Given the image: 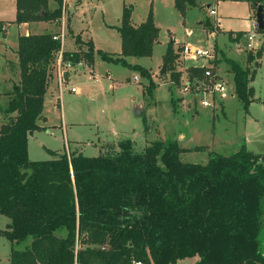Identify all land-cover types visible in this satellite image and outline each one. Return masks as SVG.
I'll return each mask as SVG.
<instances>
[{"label":"trees","instance_id":"16d2710c","mask_svg":"<svg viewBox=\"0 0 264 264\" xmlns=\"http://www.w3.org/2000/svg\"><path fill=\"white\" fill-rule=\"evenodd\" d=\"M49 1L16 0L15 23L61 21L63 0L52 11ZM247 1L255 13L262 7L264 15V0ZM175 7L184 16L197 3L175 0ZM132 12V6H124L117 27L121 54H96L138 71L153 98L157 84L152 73L126 58L151 57L160 28L151 10L139 25L133 24ZM260 31L264 34V28ZM55 35L19 37L21 80L4 110L11 118L0 126V215L10 219L0 234L13 244L31 239L25 250L12 247L10 264H177L193 257H198L195 264H264V153L242 146L229 156L211 152L205 164L188 163L181 159L186 150L176 141L150 142L138 152L132 140L122 139L119 150L108 145L99 156L74 152L45 161L29 159L28 139L41 129L38 120L62 49ZM76 42L81 43L79 36ZM87 45L85 54L64 51V61L78 63L85 57L93 62L94 45ZM182 50L176 51L170 41L164 55L177 85L181 72L175 62ZM263 52L264 46L255 55L248 53L244 69L226 59L246 113L256 101L250 83ZM207 66L191 69L190 81L194 75L202 77ZM62 229L66 237L57 234Z\"/></svg>","mask_w":264,"mask_h":264},{"label":"rangeland","instance_id":"374dc122","mask_svg":"<svg viewBox=\"0 0 264 264\" xmlns=\"http://www.w3.org/2000/svg\"><path fill=\"white\" fill-rule=\"evenodd\" d=\"M197 1L201 3L197 7H188L183 16L173 5V0H85L80 7H76L71 0H64L62 20L46 22L48 26L44 31L64 34L62 52L84 54L88 52L87 44L91 40L88 36L75 33L89 27L97 48L118 56L121 54V37L116 26H119L124 5H132L133 22L136 24L147 16L153 6L154 23L161 28L153 55L126 59L132 65L148 69L157 87L154 97L150 98L145 91L147 79L129 67L102 60L95 47L93 62L84 57L80 61L83 65L71 69L70 78L60 83L59 68L60 71H68V68L64 63L62 67L58 66L57 56L54 76L45 96V118L38 120L41 129L28 139L29 159L45 161L74 152L88 157L99 156L109 150L108 145H115V149L119 150L122 139L132 140L138 152H142L150 142L176 141L186 150L181 159L188 163L205 164L211 152L229 156L242 146L254 154H263L264 56L255 80L251 82L258 100L250 105L248 113L235 95L234 76L227 70L225 60L228 57L240 61L245 54V50L236 49L227 30L245 25V21H232L229 16H246L248 6L246 2L232 4L230 0H223L220 5L216 0ZM207 4H213L217 15L209 14ZM218 17L222 18L223 31L215 36L207 28L215 30ZM253 19H256V13ZM203 21L204 24L209 22L210 26L206 28L201 24ZM107 24L112 26L108 28ZM247 25L251 27V20ZM15 31L16 27L12 26L9 33L11 47ZM78 36L81 38L79 44L76 42ZM173 39L179 42L174 46L176 51L184 44L207 49L211 53L218 48V59L214 56L215 60L206 64V69H211L213 73L210 79L194 75L190 81L191 69L204 65L200 60L183 56L182 52L175 62L176 71L181 72L180 83L173 82L168 66L166 74H160L167 45ZM242 40L245 41V38ZM250 52L255 55V52ZM7 57L6 69L0 71L9 77V81H0V126L11 118L4 110L8 107L15 85L20 83L17 56L13 58V53L9 52ZM219 86H224V91L230 95L222 98ZM72 88H80L81 92L73 93ZM203 100L209 101L211 106L204 107ZM140 111L142 113L138 115ZM8 223L10 219L0 215V229L5 230ZM57 234L66 237L67 231L62 229ZM260 240L264 255V215ZM30 244L31 239L13 244L0 234V264H10L12 247L25 250ZM197 260L198 257L185 258L177 264H195Z\"/></svg>","mask_w":264,"mask_h":264},{"label":"crops","instance_id":"0c3cea01","mask_svg":"<svg viewBox=\"0 0 264 264\" xmlns=\"http://www.w3.org/2000/svg\"><path fill=\"white\" fill-rule=\"evenodd\" d=\"M72 1L76 5V7H78V6L80 7V6L83 5L85 0H71V2ZM116 1H119V0H116ZM195 1H196L197 5H198V3H201V2H198L197 0H195ZM239 1L240 2H246V6H248V12H247L246 16L242 17L240 14H234V16H229L230 17L229 19L232 20V21L233 20L234 21L243 20L246 23H245V25L243 24L242 26H239V27H237L234 30H232L233 29L232 28L231 30H227V31H228L229 39H230V41L233 40V44H235L236 49L237 50L238 49L245 50V54H244L243 57L240 58V61H238L236 59L228 58V57L226 59L233 60V61L239 63L241 66L247 68L249 66L248 63H247V55H248V53H250V51H247L246 48H245L246 47V43H247L246 34L252 29V19H253L254 15H255V10H254V7L252 6V4L250 2H248L247 0H230V2L232 4H234L235 2H239ZM216 2H217V4L220 5V4H222L223 0H216ZM173 5L175 6V0H173ZM204 5L205 4H203V6ZM124 6H129V5H124ZM130 6H132V5H130ZM206 6H207L208 9L209 8H214L216 10V15H217V9L213 6V4H207ZM57 7H58L57 0H50L49 1V9L51 11L56 9ZM150 10L153 13V6H152V8ZM150 10H149V12H150ZM16 11H17L16 10V0H0V23L2 24V26L0 27V35L2 36V37H0V71L6 69V63H7L6 61H7V58H8L7 56H8L9 52L13 53V58H15V56H17V62H18L17 50H18V39H19L20 36L29 35V34H42L44 32H47V31H44V30L47 28L48 25L44 21L36 22V23H28V24L27 23L16 24L15 23ZM149 12H148V14H149ZM148 14H147V16H148ZM147 16L140 23L136 24V23L133 22V24L134 25L141 24L142 22H144L146 20ZM220 19L222 20V18L218 17L217 20H216L217 21V25H215L216 29L214 30V32H213V27L207 28L205 26L207 29L210 30V33H214L215 36H218L223 31L222 28H221V20ZM250 20H251V27L249 28V26L247 25V22L249 23ZM132 21H134L133 20V12H132ZM208 21H210V20L208 19ZM201 24L203 25L204 21L201 22ZM119 25H120V19H119ZM155 25H156V23H155ZM12 26L16 27V31L13 34V37H12L13 38V45L11 47L10 46L11 43H10V34L9 33H10V29H11ZM110 26H112V25L111 24H107L108 28ZM116 27H118V26H116ZM160 32H161V28H160ZM50 33H54V32H50ZM75 34L76 35L77 34H81L82 36H86V37L88 36V38H90V40L92 41V43H93V45L95 47V50H101V49L97 48V46L95 44V41H94V37L91 35L89 27L81 29L78 33H75ZM240 34H241V36H239ZM241 38L242 39L245 38V41L242 40ZM16 40H17V42H16ZM173 41L175 42L174 46H176L179 43L176 39H173ZM71 51H74V50H71ZM215 51L213 52V58L210 61L204 60L203 62L210 64L216 58L218 59V57H217V54L219 53L218 48H216ZM107 53H109V52H107ZM214 56H215V59H214ZM263 56H264V52H263L262 58L259 59L260 67L262 66ZM250 67L251 68L253 67V63H252V65H250ZM227 70H229V66L227 67ZM256 74H257V72H256ZM69 78H70V73H69L68 79ZM8 79H9L8 76L4 75L3 73H0V81L1 80L9 81ZM18 79H19V81L21 80L20 68L18 69ZM19 84L20 83L17 82V85H19ZM250 86H252L254 88L252 83H250ZM254 90H255V88H254ZM79 92H81L80 88H79ZM255 93H256V91H255ZM255 99H256V97H255ZM256 100H258V99H256ZM260 101H261V99H260ZM263 102H264V100H263ZM224 108H225V106H224ZM13 115H15V114H13ZM43 118H45V117H43ZM28 148H29V143H28ZM0 230H2V229H0Z\"/></svg>","mask_w":264,"mask_h":264},{"label":"built area","instance_id":"2783aa9c","mask_svg":"<svg viewBox=\"0 0 264 264\" xmlns=\"http://www.w3.org/2000/svg\"><path fill=\"white\" fill-rule=\"evenodd\" d=\"M64 12V11H63ZM209 14L210 15H216V10L214 8H209ZM63 17V16H62ZM62 20V18H61ZM55 40H59L63 41L64 39V34L61 35H55L54 36ZM246 39H247V43H246V50L247 51H253L256 52L258 51L261 47L264 46V34L260 31V27H259V23L257 21V17L256 19H252V29L246 34ZM182 54L185 57H189L193 60H200L202 65H206L208 63H204V60H208L210 61L213 58V53H211L209 50L207 49H201L198 47H194V46H190V45H184L183 50H182ZM58 66L62 67L61 65L64 63L66 65V67L68 68L69 73L71 72V69H75L78 66H82L83 63L82 62H78V63H72L70 61H62L63 58V52L62 50L59 51L58 53ZM64 60V59H63ZM61 68H59V82L60 83H64L65 80V73L68 71H60ZM212 70L211 69H206L204 72V76L205 78L210 79V77L212 76ZM222 89L221 95L222 98H225L227 96L230 95V93H227L226 91H224V86H219ZM71 91L73 93H79V88H72ZM202 104L204 107H208L211 106V103L209 101H202ZM134 264H141L140 262H133Z\"/></svg>","mask_w":264,"mask_h":264},{"label":"water","instance_id":"95a60500","mask_svg":"<svg viewBox=\"0 0 264 264\" xmlns=\"http://www.w3.org/2000/svg\"><path fill=\"white\" fill-rule=\"evenodd\" d=\"M256 17H257V21L259 23L260 29H263L264 28V15H263L262 7L258 8V11L256 13ZM166 71H167V63L165 62L163 67H162V70L160 71V74L164 75V74H166ZM68 76H69V73L66 72L65 73V80H68ZM140 113H141V111L138 113V115H140Z\"/></svg>","mask_w":264,"mask_h":264}]
</instances>
